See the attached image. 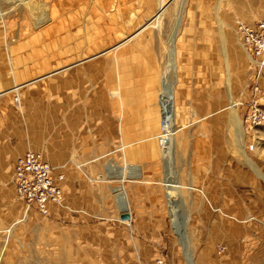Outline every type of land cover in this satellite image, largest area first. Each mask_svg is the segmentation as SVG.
Returning a JSON list of instances; mask_svg holds the SVG:
<instances>
[{"label":"rangeland","instance_id":"rangeland-1","mask_svg":"<svg viewBox=\"0 0 264 264\" xmlns=\"http://www.w3.org/2000/svg\"><path fill=\"white\" fill-rule=\"evenodd\" d=\"M69 2L0 0V93L22 84L0 95V264H264V122L247 121L264 112V68L235 30L264 18V0ZM165 75L183 125L171 151L146 139L140 117L156 109V137ZM27 138L74 180L47 216H23L11 181ZM168 176L184 185L183 239Z\"/></svg>","mask_w":264,"mask_h":264},{"label":"built area","instance_id":"built-area-1","mask_svg":"<svg viewBox=\"0 0 264 264\" xmlns=\"http://www.w3.org/2000/svg\"><path fill=\"white\" fill-rule=\"evenodd\" d=\"M235 30L254 67L264 68V18L253 23L238 21ZM247 121L252 125L261 124L264 112L253 108ZM63 179V174L56 175L54 167L32 149L18 155L12 167L14 191L26 213L35 210L47 216L54 208H64Z\"/></svg>","mask_w":264,"mask_h":264},{"label":"bare ground","instance_id":"bare-ground-1","mask_svg":"<svg viewBox=\"0 0 264 264\" xmlns=\"http://www.w3.org/2000/svg\"><path fill=\"white\" fill-rule=\"evenodd\" d=\"M70 2H72V0H70ZM69 2V3H70ZM68 3V4H69ZM71 4V3H70ZM130 4V3H129ZM131 5V4H130ZM132 6V5H131ZM125 10H126V8L124 9V10H121V11H119V10H115V11H118L117 13H118V15H117V17H121V15L125 12ZM116 13V12H115ZM129 14H130V10H128L127 11V14L126 15H123V17H122V20L123 21H125V17H128L129 16ZM113 15H116V14H110L109 15V17H108V19L110 20V21H112L113 20V18H114V16ZM111 16V17H110ZM113 17V18H112ZM1 18V17H0ZM54 20H55V17H54ZM120 21H121V19H119ZM153 20H155V19H153ZM129 21V20H128ZM113 22V21H112ZM110 25V24H109ZM143 28V27H142ZM115 29V28H114ZM138 33H139V31H138ZM128 39H126V40H124L122 43H124V42H126ZM122 43H120V44H118L117 46H114L115 48L116 47H118V46H120ZM171 54H172V58H171V62L173 63V62H175L173 59V55H174V48H172L171 49ZM172 67L174 68L175 67V65H172ZM176 68V67H175ZM166 72H167V70H166ZM165 72V73H166ZM22 87V84H20V85H16V86H13V87H11V88H9V89H7V90H5V91H3L2 93H0V95H4V94H7V93H10V92H13V93H16V94H18V92H19V89ZM159 112H160V110H161V108H162V111H161V115H160V129H161V131L158 133V135H156V137L151 133V131L152 130H155V127L154 128H152V126H153V124L152 125H150L151 126V130H150V128H149V120H150V116L151 115H153L154 113H155V111H156V109L154 110V111H149L147 108H145V110L144 111H142V114L140 115V117L142 118V116H143V121H142V125H143V128H144V130H145V135H149V137H147L146 139H153V140H156V141H158V143H159V145L161 146V148H162V150H164V151H169L170 149H171V147H172V141H171V136H172V134L176 131V130H178L180 127H182V126H179L178 127V123H175V121H173V119H172V117H171V113H172V110H173V107H175V103H176V94H175V91H174V89L172 88V84H170L169 82H168V77L165 75V81H164V83H163V88H162V90H161V92H160V94H159ZM176 109V108H175ZM179 109V108H178ZM232 110H234L233 108H232ZM175 120V119H174ZM232 122H233V124L234 125H236V127L237 126H239V127H241V124H240V120L236 117V116H234L233 114H232ZM239 131V130H238ZM240 134V133H239ZM151 135V136H150ZM171 151V150H170ZM164 154V157H170V152H165V153H163ZM79 166V165H78ZM79 168H81V167H79ZM80 170H82V168L80 169ZM100 178H98V180H99ZM101 180H103V181H106L105 179H101ZM177 183V180L173 177V176H171V177H166L165 178V186H166V189H167V198L169 199V202L172 204V206H171V208H172V211H173V215H174V220H175V222H176V224L178 225V224H180V225H178V226H176L178 229L176 230V231H179V234H181V237H182V235H184V233H183V231H181V228H182V224H181V221H178V217H177V215H176V205H175V195H176V193H177V190L175 189L176 187H177V185L178 184H176ZM179 187H181V186H184L183 184H180L179 183V185H178ZM127 201H126V199L124 200V203H122V206H120L121 208L120 209H127V207H126V205H127V203H126ZM168 202V203H169ZM28 213V212H27ZM26 213V211L24 210L23 211V216H26V215H28ZM180 226V227H179ZM176 229V228H175ZM182 239H183V237H182ZM182 243H183V247H185L187 244L185 243V240H183L182 241ZM184 249H186V248H184ZM186 252H188V251H186ZM185 252V254H187ZM189 259V258H188ZM192 264V263H191Z\"/></svg>","mask_w":264,"mask_h":264},{"label":"crops","instance_id":"crops-1","mask_svg":"<svg viewBox=\"0 0 264 264\" xmlns=\"http://www.w3.org/2000/svg\"><path fill=\"white\" fill-rule=\"evenodd\" d=\"M244 22V21H243ZM249 23V22H248ZM161 111H162V108H161ZM160 115H161V113H160ZM160 123V122H159ZM27 149H32V150H35V151H37L36 149H34V148H31V147H28V138L26 139V142H25V146H24V149H23V151H22V153L25 151V150H27ZM171 150V149H170ZM21 154V153H20ZM19 154V155H20ZM16 159V158H15ZM15 162V161H14ZM64 166V165H63ZM82 166V165H81ZM78 167V166H77ZM63 174V177H64V179H63V181H62V183H61V185H62V188H63V193H64V203H65V205H66V198L68 197L67 195L69 194V192H70V190H73L74 191V189H75V184H74V180H73V178L70 176V175H65V173H62ZM104 178V177H103ZM75 179V178H74ZM107 182V181H106ZM165 190V189H164ZM165 193V192H164ZM165 198H166V210H167V212H168V215H169V217L171 218V215H170V209H169V204H168V199H167V197H166V195H165ZM68 199V198H67ZM175 200V199H174ZM70 202V201H69ZM161 203V202H160ZM153 204H155L153 207H152V214H158V216L160 217V215L162 214L161 213V206H160V204H159V201H155V202H153ZM66 207V206H65ZM64 207V208H65ZM131 209H130V207H129V213H130V216L132 215L131 214V211H130ZM137 213H135L134 214V217H137ZM158 219V218H157ZM158 220H161V219H158Z\"/></svg>","mask_w":264,"mask_h":264},{"label":"water","instance_id":"water-1","mask_svg":"<svg viewBox=\"0 0 264 264\" xmlns=\"http://www.w3.org/2000/svg\"><path fill=\"white\" fill-rule=\"evenodd\" d=\"M131 216L130 213L127 209H120V213H119V219L124 221V220H130Z\"/></svg>","mask_w":264,"mask_h":264}]
</instances>
